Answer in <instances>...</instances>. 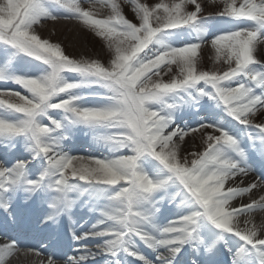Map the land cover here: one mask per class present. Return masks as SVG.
<instances>
[{
	"label": "snow or ice",
	"instance_id": "1",
	"mask_svg": "<svg viewBox=\"0 0 264 264\" xmlns=\"http://www.w3.org/2000/svg\"><path fill=\"white\" fill-rule=\"evenodd\" d=\"M126 2L131 19L118 0H0V82L23 90L0 88V215L15 226L22 198L49 230L0 264H264V0ZM59 19L107 60L42 38Z\"/></svg>",
	"mask_w": 264,
	"mask_h": 264
},
{
	"label": "rangeland",
	"instance_id": "2",
	"mask_svg": "<svg viewBox=\"0 0 264 264\" xmlns=\"http://www.w3.org/2000/svg\"><path fill=\"white\" fill-rule=\"evenodd\" d=\"M118 2L121 4L122 10L124 14L131 19L133 14L130 11L131 5L126 2V0H118ZM141 2H145V0H141ZM148 3H156L159 2V0H147ZM202 3V6L204 7L205 13H215L220 10L221 4L219 0H200ZM97 11L100 13V16L98 18H102L109 14L110 9L108 8H97ZM203 14V13H202ZM76 21V20H75ZM58 24H53V22H49L46 24V28H43L39 31V34L42 36V38L50 39L53 43H59L63 50L65 51V54L72 56L74 58H93L94 54L96 52L100 53V59L107 60V49L103 43V41L97 37L93 31H91L89 28L84 26L81 22L77 23H69V25L66 27L64 32H60L56 30L58 28ZM71 33V34H70ZM210 40V38H209ZM87 42L88 46H93L89 48L85 54L78 51L77 49H80L84 46V43ZM81 50V49H80ZM92 51L88 53V51ZM256 58L261 62L264 63V43H261L257 47V52L255 53ZM202 66L205 68H211L213 67V58H214V50L211 49L210 44L205 42L202 45ZM215 67H223V65H215ZM11 84L5 85L3 82H0V88L8 87L13 91H21L22 89L19 88L18 85H15L14 87L10 86ZM254 122L259 123L261 122V117L259 114L254 119ZM85 140V139H81ZM80 140V141H81ZM87 141V140H85ZM191 143V141H190ZM197 146L199 145V140L196 141ZM84 147L81 148V152H83Z\"/></svg>",
	"mask_w": 264,
	"mask_h": 264
},
{
	"label": "bare ground",
	"instance_id": "3",
	"mask_svg": "<svg viewBox=\"0 0 264 264\" xmlns=\"http://www.w3.org/2000/svg\"><path fill=\"white\" fill-rule=\"evenodd\" d=\"M79 2L82 4L83 7H88V5L90 3H92V0H79ZM98 8H102V7H98ZM203 9H204V7H203ZM204 11H205V9H204ZM204 11H203V14L202 15H207V14L212 13V12H209V13H205L204 14ZM49 22H53V24L54 23L55 24H58L57 25L58 28H56V30H58L60 32H64L65 29H67L66 27L69 25V23H77L78 21H75V20H65V19H59L57 21H51V20H49V21L45 22V24L42 27H38L37 28V31L39 32L41 29L46 28L47 27L46 24L49 23ZM91 47H93V46H91V45L88 46L87 42H85L84 43V46L80 48L81 50L80 49H77V50L80 51V52H82L83 54H85V52L89 48H91ZM90 52H92V51L89 50L88 53H90ZM93 58H100V53L96 52L94 54V57ZM21 67H24V66H21ZM10 86L14 87L15 85L14 84H11ZM87 146H88V141H85V140L79 141L78 147L80 149L82 147L87 148ZM101 152L104 155L107 154L106 150H104L102 147H101ZM252 195H253V198H255L258 195V193H255L254 192ZM244 202H248V198L247 197L244 198ZM20 205H22V198H21V201L18 203V209H19V206ZM22 207H25L26 209H32V210H34V212L37 211L35 204L31 205L30 207H29V205L28 206L23 205ZM78 215H79V213H78ZM253 216H254V221L253 222L256 223V224H260L261 223V218L264 217V213H261V212L257 211L256 213L253 214ZM75 218H77V217H74V219ZM241 223H243V218L241 220ZM11 228H12L11 226H8L7 230L5 231V228L4 227H0V244L7 243L8 242L7 241V237H10L11 238V236L13 234V230ZM18 231H21L20 238L18 239L20 241V246L22 248L23 247H26L25 246L26 245L25 244V242H26L25 240H26L27 236L29 235L30 230H19L18 229ZM45 242H46V237H45V235H42L41 238H36L35 245H42ZM33 259H35L34 256H24L23 254L16 253L13 256L8 257L7 260H6V262H5V264H31V261ZM102 259H103V257L98 258L99 261H101Z\"/></svg>",
	"mask_w": 264,
	"mask_h": 264
}]
</instances>
